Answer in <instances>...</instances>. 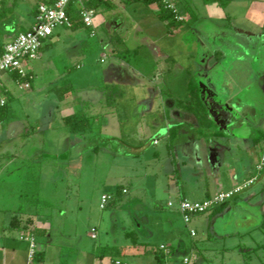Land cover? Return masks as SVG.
<instances>
[{
  "label": "rangeland",
  "instance_id": "rangeland-1",
  "mask_svg": "<svg viewBox=\"0 0 264 264\" xmlns=\"http://www.w3.org/2000/svg\"><path fill=\"white\" fill-rule=\"evenodd\" d=\"M34 1L26 0L25 3L33 5ZM174 1L179 3V0ZM182 1L197 15L198 23L193 24L185 14L186 22L169 28L159 19L156 5L125 4L117 0L115 10L96 12L91 30L62 26L54 29L53 35L43 43L40 58L26 64L34 73L31 90H18L9 74L3 77L9 81L16 100L9 101L8 116L4 117L3 125L0 123V230L6 213L38 214L30 218L31 222L28 217L18 216L13 221L28 232H47L35 236L38 249L46 252L41 264H110L116 257L130 264H147L153 258L145 254V249L155 253L163 243L178 244L167 239L172 230L183 231V242L191 245L186 223L176 211V190L170 174L166 140L160 139L166 130L152 127L155 123H164L167 113L161 95L157 94L149 77L174 67L171 75L164 73L162 85L165 82L164 93L175 92L179 99L187 97V85L192 80L209 87L208 79L197 74L196 53L205 44L202 33L211 34L213 26L227 33L235 28L263 32L264 0H232L226 8L213 0L210 3ZM186 6L181 7L182 12ZM115 16L122 22L121 26L112 24ZM25 18L22 30L33 22L30 15L26 14ZM135 50H138L136 55L133 54ZM150 50L158 52L159 64L153 61L148 53ZM191 50L195 59L188 57ZM165 55L171 57L167 62ZM232 55L211 74L216 86L211 92L220 103L230 96L233 109L220 111L217 106L206 105L210 113L215 112L216 123L211 131L197 132L196 138L202 139L204 149L210 148L213 139L216 140L213 134L219 131L225 138L236 137L237 140L229 145L231 149H244L254 134L264 133V73L259 74L264 59L254 61L249 56L239 60ZM124 63L131 67L126 71L135 76L136 82L124 83L126 73H123L124 82L113 83V76L122 72L112 70L113 65ZM254 65L256 69H253ZM189 71L193 73V79ZM233 86L237 89L233 90ZM112 87L119 92L114 98V107L106 102ZM65 88L71 89L63 93ZM92 91L93 100L94 97L97 100L86 105L84 98ZM28 97L33 98L34 105ZM202 99L204 102L209 100L204 92ZM79 110L91 117L99 115L104 119V125L99 127L102 120L97 122L95 129L87 131L78 144L72 145L67 140L68 130L62 116H70ZM50 117L51 122L48 121ZM241 121L253 129L240 125ZM47 123L53 126V132L45 130ZM21 126L26 129L17 131ZM162 127L166 128V124ZM191 130L187 125L185 132L192 135L195 132ZM13 134L18 137L10 149L6 140ZM158 139L159 142L155 141ZM214 148L221 147L214 145ZM261 148H264V140L259 144L258 149ZM16 149L19 152L15 155L9 152ZM156 153L160 156H155ZM203 169L200 171L206 178H202L208 182L210 171L207 166ZM104 195L112 196L114 204L101 209ZM198 199L194 197L193 201ZM169 202L175 207H168ZM10 215L6 217L7 225ZM137 222L142 223L141 228ZM6 230L5 234L21 250L29 246L21 239L24 233ZM127 232L137 233V246L125 236ZM150 232L153 237L148 236ZM2 235L0 231L1 238ZM102 248L108 252L100 259L96 253ZM218 252L208 251L207 258L214 264H227ZM191 258L193 262L197 261L195 254ZM23 261L25 263L20 258V262Z\"/></svg>",
  "mask_w": 264,
  "mask_h": 264
},
{
  "label": "crops",
  "instance_id": "crops-1",
  "mask_svg": "<svg viewBox=\"0 0 264 264\" xmlns=\"http://www.w3.org/2000/svg\"><path fill=\"white\" fill-rule=\"evenodd\" d=\"M5 1L7 3V7H13L15 9V17L11 21L10 29L8 30V34L0 37V46L3 47L5 44L10 42L15 35L23 28V22L26 19V14L30 15L32 17L33 22L28 23L24 30L29 29L35 22V13L32 12L34 6L39 5L41 3L48 4L49 2L53 0H35L33 2V5H26L24 0H0ZM114 2L117 0H113ZM124 1V0H122ZM177 2V1H176ZM232 2V1H231ZM230 2V3H231ZM179 3L181 7L186 6V3L182 0H179ZM187 8L189 6H186ZM26 14H24V11ZM187 9L185 8V11ZM113 18V16H112ZM187 20V18H186ZM185 20V22H186ZM118 18H114L113 23L117 27L122 25V22H117ZM198 23V17L197 21L193 24ZM219 27V26H218ZM85 28V27H84ZM213 31L211 34H208L209 32H203L202 37L205 42V46L211 45L216 47L217 49L221 48L217 47L219 46L218 43L223 37L228 36L229 34H238V33H244L248 36H256L260 37L263 32H256L251 30H244L240 28L232 29L229 33L221 31L222 28H217L213 26ZM23 30V31H24ZM197 41H200L199 39ZM202 42V41H201ZM198 43V42H197ZM44 48V47H43ZM43 48L41 49V52L43 51ZM207 48V47H206ZM203 51V50H202ZM40 52V54H41ZM138 53V52H137ZM151 54V57L154 59V62H157V58H159L158 52L150 50L148 52ZM193 50H191L188 54L190 57L192 56ZM232 57H236L235 53L233 51ZM229 54V55H231ZM168 57L167 55H165ZM163 56V58H166ZM227 56V55H225ZM40 58V57H39ZM104 58H106L104 56ZM171 58V57H170ZM169 57L167 58L166 62L169 61ZM229 58V57H228ZM237 59V58H236ZM104 60H102L103 62ZM242 61V60H241ZM245 61V60H243ZM160 62V61H159ZM159 62H157L159 64ZM175 63V61H174ZM251 64V63H250ZM28 65V64H27ZM126 66V67H125ZM123 67V68H121ZM131 68L127 64H117L113 65V69H119L122 72L116 73L115 76H113V83L115 81H123V78L121 75L123 73H126L125 82L124 83H133L136 82L134 79V75L127 74L126 71L128 68ZM27 71L29 72L30 77L32 78L31 87L30 89L25 90H31L34 81V73L29 67H27ZM125 70H122L124 69ZM255 67H253L254 69ZM256 69V68H255ZM161 70V69H160ZM110 71V70H109ZM106 74L108 75V72ZM116 71V70H115ZM160 72V71H159ZM173 68H169L166 71H161L158 75L154 74L151 75L150 81L155 84V89L158 90L159 88L163 89V86L165 87L166 84L163 82L162 85V78L164 77V73L167 75H171L173 73ZM176 74H179L178 72H175ZM252 73L256 74L254 70H252ZM129 75V76H128ZM157 75V76H156ZM147 77V76H146ZM10 81H15L16 85L17 82L14 79L12 75H9ZM158 82V84L156 83ZM8 80L2 79V87L0 92V123L3 125L2 121L4 120V117L1 115V100L4 99L6 101V105L9 104V101L16 100L15 94L13 93L12 89L10 88L8 84ZM160 84V85H159ZM214 85V83H213ZM18 87V85H17ZM216 88V86L214 85ZM169 88V87H168ZM18 90L19 87L17 88ZM71 88H65L63 90V93L65 91H69ZM233 90H236L237 88L233 86ZM173 91V90H172ZM69 93V92H68ZM98 93V91H97ZM166 94V93H165ZM214 94V92H213ZM93 91L90 93H87V98H84V103L86 105L94 104L97 99L93 100ZM100 94H98L99 96ZM166 96V95H165ZM168 97H171L174 99L173 103L180 104V102L184 99H179L176 97L175 92L174 93H168ZM210 95L207 96L209 98ZM206 98V100H207ZM215 99V105L221 109H230L232 110V102L227 98L224 101H217L218 97L214 95L213 97ZM165 99L162 96V100ZM186 99V98H185ZM28 101L31 102L32 105H34L33 98L28 97ZM33 101V102H32ZM151 101V100H150ZM204 102V101H203ZM34 103V104H33ZM213 102H204L207 106H210V104ZM148 104V103H147ZM150 104V102H149ZM212 105V104H211ZM221 105V106H220ZM251 115L254 114L252 110ZM249 111V113H250ZM165 116L164 123L166 124V128L162 127V124H154L152 127L154 129H165L166 134L161 137L160 139L166 140V144H168V135L169 130L176 124H180L181 126L189 125L187 118L184 117L183 119H177L176 116L170 115L168 112ZM215 112L210 113L211 118H213V115ZM52 116V115H51ZM49 117V116H48ZM95 119L91 120L93 122L92 124V130L96 128L97 122L99 123V127H102L104 125V119H101L99 115L94 116ZM52 117L49 118V122L52 121ZM65 116H62V122ZM186 119V120H185ZM249 130H252L250 125L247 124L244 121L240 122V125H244ZM23 126L17 128L22 129ZM187 128V126H186ZM186 128L182 129L184 132H181V139L180 141V149H173L172 151H169V157H170V174L172 177V180L175 184V190H176V201L178 202L180 199H194V197H198V200L194 201H201L206 198H209L210 196L221 192V191H227L242 182L243 180L247 179L253 174V170L258 164L259 161V155L260 153L264 152V148L258 149L259 144L253 143V137L249 138V141L246 142L244 149H231L229 145H231V142H235L236 137L233 138H225V135L221 137L215 138V142L213 143L215 146L219 143V145H224L230 148V149H215V152L213 151L212 146L210 148L204 149L202 146L199 148V144L197 143V138L192 137L186 138L190 134H187ZM26 129V126L25 128ZM45 130L49 131L51 130L53 132V126L47 125L45 126ZM91 130V131H92ZM25 131V130H24ZM27 131V130H26ZM30 132H28L29 134ZM86 133H69L68 131V142H70L72 145L78 144L80 142V139L82 136H84ZM102 134V131H101ZM115 135H113L110 138H113ZM18 137L16 134L10 135L6 142L10 145V149H12L11 145H13L14 139ZM160 139L155 141H160ZM195 139V144L193 143V140ZM72 141V142H71ZM251 142V143H250ZM158 144V143H157ZM156 144V145H157ZM213 145V146H214ZM250 147V149H247ZM253 147L254 149H251ZM8 149V148H7ZM12 153V155H15L19 152V150L16 149V151H9ZM255 153V156L253 154ZM158 153L155 154L157 156ZM159 155V154H158ZM211 155L218 156V161H216V158L213 157V159L210 158ZM160 156V155H159ZM205 166L208 167V171L210 174L209 181L206 182L205 175H202V172L200 171V168L203 169ZM204 170V169H203ZM205 177V178H202ZM260 185H263L261 189H257L260 187ZM170 189H168L169 191ZM198 192V193H197ZM177 211V210H176ZM178 212V211H177ZM7 214L10 215V221L9 225H7ZM15 216L20 217H29L28 215H22L20 213H6V219L4 218L2 221V231L3 235L2 238L0 237V252L2 254V258H0V264H23L20 262V258L25 260L24 264H27L28 261V252H29V246H27L24 249H20L17 244L13 243V239L9 238L7 236V230L15 229L20 234L26 233L28 234V229H25V227L18 225V223L13 224V219L16 218ZM138 223V222H137ZM16 224V225H15ZM171 227H174L173 222H170ZM16 227V228H15ZM138 227H142V223H138ZM187 231L191 238V245L188 246L185 242L182 240V236L184 235L183 231H176L172 230L167 234V239L170 241H176L178 244H161V246H166L168 248H174V253L171 254L167 260V264H180L181 260L184 257L191 258L192 254H195L197 257V261L192 262L193 264H214L213 261L209 258H207L208 251H219L218 253H221L223 255V260L227 264H264V171L257 183L254 184L253 187L243 192L241 195L237 196L233 200H231L229 203H227L224 207L221 208L220 211L214 212L213 210L199 216L193 217L191 222L189 224H186ZM191 230H194L196 232V236L191 235ZM6 233V234H5ZM25 234V235H26ZM153 234L150 232L148 234L149 237H153ZM22 238V236H21ZM26 241V240H25ZM27 242V241H26ZM38 246V242H37ZM125 248H123L124 250ZM22 252H21V251ZM145 254L152 255V260H150L147 264H155V255L152 251H149L148 249H145ZM18 254H22L21 257H18ZM227 259V261H225ZM125 260V259H122ZM128 264H130L127 260H125ZM112 262V259L110 260ZM41 264V263H39ZM111 264V263H110ZM224 264V263H223Z\"/></svg>",
  "mask_w": 264,
  "mask_h": 264
},
{
  "label": "built area",
  "instance_id": "built-area-1",
  "mask_svg": "<svg viewBox=\"0 0 264 264\" xmlns=\"http://www.w3.org/2000/svg\"><path fill=\"white\" fill-rule=\"evenodd\" d=\"M84 0H53L51 4L41 3L37 7V14L35 16L34 24L25 32L19 33L10 42L5 44L0 53V92L2 87V79L5 75H18L20 79H26L20 82L16 81L20 90L30 88V81L32 78L27 71L26 64L38 60L43 43L54 33V29L58 26L71 28L72 19L68 14V8L72 4H77L82 7L80 12L81 20L85 27L93 28L95 11L83 8ZM166 9L174 11L178 21L186 19L185 11H181L180 3L174 0H161ZM6 101L1 100V105ZM264 171V153L260 156L258 164L256 165V172L250 177L243 180L233 188L227 191H221L212 195L208 199L201 201H192L189 199H180L177 202L176 209L183 217L186 224H189L193 217L206 214L224 203L230 202L237 196L241 195L246 190L250 189L257 183ZM112 196L104 195L101 200V209H105ZM168 207H175L173 202L168 203ZM191 235L196 236V232L191 230ZM95 237V236H93ZM29 243L28 261L27 264H35L34 256L38 251L37 239L35 236L22 237ZM161 249L166 253L169 252L168 247L161 246ZM111 264H128L121 259H115ZM180 264H193L191 258L184 257Z\"/></svg>",
  "mask_w": 264,
  "mask_h": 264
},
{
  "label": "trees",
  "instance_id": "trees-1",
  "mask_svg": "<svg viewBox=\"0 0 264 264\" xmlns=\"http://www.w3.org/2000/svg\"><path fill=\"white\" fill-rule=\"evenodd\" d=\"M211 1L210 0H204L205 3H210ZM213 1H218L222 8H226L232 0H227V1L213 0ZM124 2H125V4L143 3L147 6L156 5L159 8V13H158L159 19L162 22H165L169 28L177 27V26H179L185 22V20L184 21H178L176 19L177 14L172 10L166 9L161 0H124ZM51 3H52V1L49 2L48 4H51ZM82 6H83V8H88V9L95 11V15H96V12L99 11L100 9L109 12V11H113L117 8V6L113 0H84ZM37 7H38V5L34 6V8L32 10V12L35 13V16L37 14ZM81 9H82V7H80L77 4H72L68 8V14H69L70 18L72 19V27H71L72 29L85 27L82 20H81V17H80ZM186 9H187L185 11V12H187L186 14L190 17L191 21L193 23H195L197 21V15L192 12L190 7L186 8ZM14 17H15V9L13 7L8 8L7 3L5 1H1L0 2V37L8 34V30H6V29H10V25L12 22L11 20L14 19ZM85 28H87V27H85ZM88 29L91 30L92 28H88ZM27 30L23 31L21 29L15 35V37L19 33L25 32ZM2 48L3 47L0 46V53L2 52ZM128 51L129 50H127L126 52H128ZM137 52H138V50L137 51L135 50L133 52V54L135 53V55H136ZM13 77L16 81L19 80L20 82L26 80V79H20L19 76L16 74L13 75ZM29 81H30V87H31L32 80H29ZM118 93L119 92H118L116 87L111 88V90L106 95V102H107L108 106L114 107V98L116 97V95H118ZM187 96H188V99L182 100L179 104V107L182 108L184 111H186L189 115L188 117L191 118L195 122V124L197 125V127L199 129V133L203 134V131H211L213 129L212 126L216 123V121L211 118L210 112L207 110V106L203 102L201 89L195 83L194 80L190 81V83L187 85ZM6 107H7V105L4 104V105H2V108H1V115L3 117L8 116V113H7L8 111H7ZM94 119H95L94 116L91 117L89 115H86L84 110H79L78 112H76L70 116L65 117L63 119V122H64L65 128L70 133L77 134V133H86L89 130L91 131L92 130V124H93V122L91 120H94ZM180 127H181L180 124H176L175 126L170 128V130H169L168 144H167V148L169 151L173 150L172 148L178 140V131H179ZM213 135H214V138L223 136V134L220 131H219V133H214ZM111 139H113V138H111ZM262 140H264V133L262 131H259L257 134H254V137H253V143L254 144L257 145ZM206 199H208V198H206ZM227 203H229V202H227ZM227 203H224L218 207H215L213 209V211L214 212L220 211L221 208L224 207ZM112 204H114L113 198L108 205H112ZM37 215L38 214H33V215L29 214L28 215L29 216L28 222H31V219H30L31 217H35ZM14 223H16V222L13 221V224ZM46 233L47 232H45V231H39V230H35L34 232H28V234L32 235V236L46 235ZM25 234H24V237H26V235H27V234L26 235ZM125 236L131 240V243L133 246H137L139 244V240H138L136 232H127L125 234ZM168 250H169L168 253H166L162 249H159V252L154 253L155 260H156L155 264H167V260H168L169 256L174 253V248L171 247V248H168ZM107 252H108V249L102 248L100 252L96 253V257L103 259L107 256ZM45 256H46L45 250L38 249V251L35 253V256H34V263L35 264L42 263L43 260L45 259ZM115 259H121V258H118V257L112 258V262H114Z\"/></svg>",
  "mask_w": 264,
  "mask_h": 264
},
{
  "label": "flooded vegetation",
  "instance_id": "flooded-vegetation-1",
  "mask_svg": "<svg viewBox=\"0 0 264 264\" xmlns=\"http://www.w3.org/2000/svg\"><path fill=\"white\" fill-rule=\"evenodd\" d=\"M261 34L262 35L260 37L251 36V35L248 36L247 34H244V33H238L237 35L236 34H229L228 36L223 37L224 39L219 41V43H218L219 46H217V47L221 46V48H219V49H217L214 46H212L210 48V46L209 47L205 46V44L201 45V47H200L201 49L198 51V53H196L198 56L197 57L198 65H197V63H196V65L199 68V70H197V74L201 73V75H203V77L205 79H208L210 86L206 87L203 84V82L199 83V81H197V85L201 89V94H202V92H204L206 94V98L208 95H210V97L208 98L209 100H207V102L208 103L213 102V103H211L212 105L210 104L209 107H212L213 105H215V102H214L215 99L213 98L214 94L211 92V89L214 87V85H213L214 82L211 79V74L214 72V70L216 69V67L219 64H223L224 62L227 61V59H228L227 57L228 56L230 57V55H227V52L229 54H231L234 51L236 58H239V60L243 59V58H247L249 56L254 58L255 59L254 61H259L261 58L264 59V33H261ZM225 55H227V56H225ZM192 56L193 57H190V55H189L188 57L191 59H195L194 52L192 53ZM172 68L174 71L175 70L174 67H172ZM255 68H257V66H255ZM258 68H260V67H258ZM263 73H264V66H262L259 69V74L262 75ZM189 74H190V76H192V79H193V77H194L193 73L191 71H189ZM158 93L161 95L160 100H161L162 105L164 106V111L168 112L170 115L172 114V115L176 116L177 119H181V118L183 119L184 117H186L188 122L190 123L189 127L192 128L191 131L195 132L194 134H192V136L194 138H196L197 132L199 133V129H198L197 125L195 124V122L191 118L188 117L189 116L188 113L186 111H184L182 108H180L179 104L173 103L176 101H174V99H172L171 97H168L167 94H165L162 89L161 90L158 89L157 94ZM162 96L165 99L162 100ZM187 99H188V96L184 100H187ZM155 124H158V123H155ZM186 126L187 125L180 127V129L178 131V133H179L178 140L172 149H180L179 147H180V144L182 142V141L180 142V140L183 139L180 137L181 136L180 134L182 131L184 132V130H182V129L183 128L185 129ZM192 136L190 134L186 138H190ZM195 142L196 141L194 139L193 143L195 144V146L197 143L199 144V148H201L203 146L202 145V139H198L197 143H195ZM213 143H214V139L211 143L212 145L211 144L210 145L213 146L214 145ZM215 144H218L217 146H220L221 147L220 149H230L228 147V145L224 146L221 144L219 145V143H215ZM215 149H217V148H215Z\"/></svg>",
  "mask_w": 264,
  "mask_h": 264
},
{
  "label": "water",
  "instance_id": "water-1",
  "mask_svg": "<svg viewBox=\"0 0 264 264\" xmlns=\"http://www.w3.org/2000/svg\"><path fill=\"white\" fill-rule=\"evenodd\" d=\"M213 151L215 152V148L213 149ZM213 157L216 158V161H218V156H216V155H214V156L211 155V156H210L211 159H213Z\"/></svg>",
  "mask_w": 264,
  "mask_h": 264
}]
</instances>
